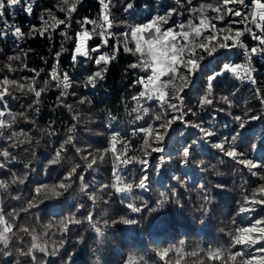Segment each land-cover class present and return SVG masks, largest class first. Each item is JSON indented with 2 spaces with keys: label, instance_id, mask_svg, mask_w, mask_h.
Masks as SVG:
<instances>
[{
  "label": "snow or ice",
  "instance_id": "snow-or-ice-1",
  "mask_svg": "<svg viewBox=\"0 0 264 264\" xmlns=\"http://www.w3.org/2000/svg\"><path fill=\"white\" fill-rule=\"evenodd\" d=\"M81 5L82 0H56L55 11L63 13L64 18L55 15L52 8H45L39 15L41 26L31 25L25 33L8 22L5 9L14 15L19 6L31 16L34 0H0V40L11 38L17 44L14 54L6 58L5 73L0 75V264H58L55 258H59L62 264H76L75 253L69 254L66 249L61 252L74 231L77 232V242L84 241L83 235L73 226L83 227L86 221L91 238L102 245L108 234L109 220L94 215V210L98 202L109 205L112 197L119 198L123 205L119 211L124 214L111 219V223L134 226L141 223L142 216L138 214L144 209L149 214L158 213L170 204L183 209L185 202L181 200L179 188L191 189L199 198V223L205 225L213 206V189L206 180L197 181L187 171L192 165H195L193 171H208V162L200 158V149L204 145L215 150L214 155L221 163L228 158L233 170L240 165V174L249 177L243 181V192L241 199L236 201L234 214L228 216L227 224L221 228V231L228 228L226 244L215 248L197 246L189 252L186 251L187 241L178 239L169 241L168 247L158 245L150 251L122 254L121 264H170L166 259L169 253L179 257L176 264H180L186 255L199 256L201 253L213 264L216 261L220 264H264V156L257 159L254 155L258 149L264 150V135L258 139L246 136L251 122L264 121V88L256 86L253 66L254 58L264 60V0H198L195 4L193 0H172L171 3L155 0V15L140 23L128 19L130 16L135 21L139 15L134 11L136 0H98L94 18H77ZM185 12L188 13L186 20L183 18ZM176 17L181 19L177 21ZM61 25L60 49L53 52L54 34ZM36 35H46L50 44V55L55 58L50 72L43 68L39 71L28 68L25 62L26 53L20 42ZM97 37L96 45L90 46L88 42ZM110 40L114 42L110 43ZM65 41H71L73 45L70 52L72 65H83L86 73L74 89L76 81L69 73L60 72L58 67L61 55L68 51ZM121 48L133 57L127 66L137 76L132 87H140L130 93V101L123 106V115L106 110L102 122L95 125L97 130L103 129L98 132L105 136L103 142L95 148L92 144L82 146L79 134L92 131L88 126L92 121H83L81 111L75 110L67 98L77 97L79 93L74 103L90 113L93 96L88 90L96 89L106 78L109 66ZM233 57L242 59L237 63ZM14 61L18 62L15 66ZM211 61L216 63L206 71L205 65ZM25 69L34 75H16L17 71ZM42 72L47 79L40 85L37 78ZM229 74L234 80L253 86L252 96L259 108L245 103L240 114H235L233 109L240 103L238 87L217 97V89ZM200 77L203 80L197 84ZM53 89L58 92L57 103L67 109L70 117L63 139L45 157L41 168L47 178L50 179L53 172H56V178L51 183L47 179L29 181L36 167L32 159L18 161L20 153L17 149L24 142L39 146L45 135H57L51 125L48 129H37L36 121L30 117V112H40L42 94ZM69 89L73 90L69 92ZM21 96L31 98L27 109L13 111L10 101ZM203 112H208L207 121L194 119ZM221 112L230 116L233 124L227 134L216 126V116ZM21 121L32 124L33 128L17 131L16 126ZM186 128L196 129L197 138L189 142L185 137ZM129 131L133 137L143 134V143L139 147L132 144ZM166 137L173 141L171 150ZM69 146L73 156L70 166L65 163ZM23 151L30 153L31 157L36 156L32 147ZM154 153L161 155L154 157ZM150 157L155 162H151ZM98 162H110L109 182L86 179V174L98 171ZM17 163L21 165L20 170H17ZM128 165L138 166L136 174H125ZM162 169L170 173L168 185L161 184L163 190H158L154 199L151 195L145 196L153 192V182L162 174ZM216 175L222 173L217 171ZM226 187L224 182L214 185L216 189ZM26 190L27 197L24 196ZM3 194L9 200L26 202L27 206L21 211L29 215H35L30 210L40 211V206L44 205L55 221L50 220L43 226L44 230L17 224L15 217L19 212L16 208L5 210ZM69 199L75 203L67 204ZM48 201L52 203L46 204ZM81 209H87L86 213H81ZM8 217L12 218L11 221ZM39 219L36 216L37 224ZM53 227L56 231L49 236L48 230ZM18 233H24L29 239L25 241ZM14 238L17 243H13ZM92 251L96 254V249ZM100 259L96 255L97 264Z\"/></svg>",
  "mask_w": 264,
  "mask_h": 264
},
{
  "label": "trees",
  "instance_id": "trees-1",
  "mask_svg": "<svg viewBox=\"0 0 264 264\" xmlns=\"http://www.w3.org/2000/svg\"><path fill=\"white\" fill-rule=\"evenodd\" d=\"M167 3H171L172 0H165ZM198 0H193V3H197ZM56 0H34L33 7V15H27L22 8L17 6L14 10L15 14L13 15L11 10L5 9L6 19L10 24H14L21 28V30L25 33L29 31L31 25H36V27H40L39 15L41 11L45 8H52L55 15L59 18L63 19L64 14L58 13L55 11L54 5ZM155 0H136V8L135 12L139 13L135 21L131 20L129 16L128 19L133 23H140L144 20L148 19L150 15H155L156 8L154 7ZM97 5L98 0H82V5L78 10L79 17L82 18L84 16L88 17H96L97 16ZM147 5L148 7H145ZM119 12V9H117ZM76 14L74 13V16ZM212 15H215L214 13ZM188 13H184V19L186 20ZM47 18V16H46ZM117 19L119 17L117 16ZM177 21L181 19V17H176ZM51 23V21H49ZM196 23H199L197 20ZM218 26H219V22ZM91 29V25L88 26ZM63 26H59L57 28L54 38L52 51H58L60 49L61 37L59 36V31ZM69 32H72V29H69ZM98 37L89 41L90 46H95ZM114 41L110 40V43ZM245 43H249L248 40H245ZM68 51L63 53L60 57L59 61V70L60 72L69 73L74 81L73 89L78 87L79 83L82 80V77L86 75L84 72L83 65L73 66L70 60V52L72 50V42L65 41L64 45ZM17 44L13 42L11 38L8 40H0V75L5 73L4 64L6 62V58L8 55L14 54V49H16ZM20 47L23 48L26 53L25 62L28 65V68H34L39 71L41 68L45 69V72L51 71V66L55 62V58L53 55H50L49 49L50 44L45 37H41L39 35L26 38L24 41L20 42ZM228 55H232L231 52ZM43 58V59H42ZM236 59V57H233ZM242 59V58H240ZM240 59H236V62L239 63ZM133 60V57L129 54L123 52L122 48L119 52L117 58L110 64L106 78L99 84V86L92 90L89 89V93L93 96V107L91 112L83 111L81 106H78L74 103L77 97L69 96L67 98L68 103L73 104V108L77 111H81V119L87 122L91 119L92 123L88 126L92 128V131H82L79 134L80 143L82 146L92 144L93 148L98 147L99 143H102L105 139L104 135H99L98 132H103V129L97 130L95 125L101 123V117L105 113L106 110H110L113 113L119 112L121 115L124 113V104L126 101H130V93L135 92L140 86H136V88L132 87L133 81L137 78L136 72L132 70H128V64ZM47 61V63H45ZM15 66L18 62H12ZM215 61H211L205 65V70H210ZM253 66L256 69L254 76L257 80V85L264 88V60H260L259 57L254 58ZM17 76H28L31 77L34 75L32 72H28L27 69L23 71H17ZM44 79H47L45 73L42 72L40 77L37 78L38 84L43 85ZM203 80V77H200L197 80V84H199ZM234 87H238L240 91L237 95L240 98V103L238 106L234 107L233 112L235 114H240L241 108L245 106V103L248 105H255L256 108H259L258 102L252 96V85L248 82H244L243 84L239 81H236L229 74L227 79L220 85L217 89L216 94L217 97L223 93L228 94V91ZM73 89H69L71 92ZM19 95V94H17ZM58 92L53 89L49 92L43 93L41 97V103L39 105L40 112L37 114L35 112H30V117L36 121L37 129H48L49 125H51V129L57 132L56 136H44V139L41 140V144L39 146L29 145L27 142H24L20 145V149L17 151L20 153L18 156V161L27 162L29 159L33 160V165L36 167V171L31 173L29 176V181L33 180H42L47 179L49 183L52 182L56 178V172L52 173L51 178H47L41 168L43 166V162L46 156L49 155L50 151L59 146V141L63 139V135L65 132V126L67 125L70 117L67 112V109H64L61 105L57 103L56 97ZM231 98V97H230ZM31 98L26 96H21L18 100L10 101L13 111H17L20 108L27 109L28 102H30ZM194 119H202L204 121L208 120V112L200 113ZM227 125V127H225ZM177 126V125H174ZM216 126L220 132L228 133L229 129L233 127L231 122V117L221 112L216 116ZM84 125H81L83 128ZM20 128H33L32 124H26L21 121L16 129L19 131ZM36 131V129H34ZM185 137L188 138L189 142L192 139H196L198 136V132L196 129L186 128L184 129ZM128 135L131 139L133 145L139 147L143 141L141 136L143 134H138L137 136H131V132H128ZM176 134L173 133V136ZM264 135V121H253L250 123L248 127V131L246 132V136L252 139H258L260 136ZM166 141L169 145V150L173 145L172 140H168L166 137ZM32 147V150L35 151L36 156L31 157L30 153L23 151V149H28ZM247 147V145H245ZM69 152L67 153L66 165L70 166L73 161L72 150L69 146ZM200 158H203L208 162L209 168L207 172H199V170L193 171L195 169V165H192L191 169H188V175L193 179L200 181L206 180L209 188L213 189L214 199L212 201V208L210 209L209 218L205 225H201L199 223L198 217L200 216V212L197 210V205L199 203V198L197 193L191 189L185 191L183 188H179V192L181 193V200L185 202V207L180 209L175 204H170L165 207L162 211L158 213L149 214L146 209L142 210L141 214L142 221L138 225L134 226H126L123 224L114 225L111 223V219H118L119 215H123V212L119 210L123 208V205L120 204L118 197H112L109 205H103L102 202H98L97 207L94 210V215L101 216L102 219H108L109 224L107 225V236L104 239L102 245H98L88 233L87 224L83 227L81 226H73L78 230V232L83 235L84 241L83 243L77 242V232L74 231L70 235L69 241L65 244L64 249H61V252H64L65 249L69 254L75 253L74 260L76 264H97L96 255L100 256V264H121V256L126 255L129 251H140L146 252L150 251L153 248H156L158 245L160 247H168L169 241H177L178 239H185L187 241L188 247L186 251H193L200 247H212L215 248L217 245H225L228 237L226 236V231L228 228H225V231H221V228L225 227V224L228 222V216L230 214H234V209L236 207V201L241 199V194L243 192V181L249 179V177L245 175H241L239 169L240 165H236L233 170L231 163L228 161V158H224V162L221 163L219 158L214 155L215 150L210 149V145H204L200 149ZM160 153H154L153 156H159ZM257 159L261 156H264V150H257L254 154ZM151 162L152 158H149ZM81 163H83L81 161ZM99 163V162H98ZM212 165H215L213 168ZM17 170H20L21 165L17 163ZM95 167V166H94ZM111 165L110 162L99 163V169L97 172L86 174V179L92 181L95 179L100 183L109 182V178L111 176L110 171ZM138 166L128 165L125 168L126 175H134L136 174ZM175 168H173V171ZM162 174L156 178V181L153 182V192L146 193L145 196L151 195L153 199L155 198V193L158 190H163L160 185L163 184L165 186L169 183L170 173L165 172V170H161ZM222 173V175L217 176L216 172ZM246 171V170H245ZM255 180V178H251ZM218 182L226 183L227 187L225 189H216L214 185ZM172 184H175V181H171ZM31 186V185H30ZM250 187V186H249ZM138 191V190H137ZM14 194V193H13ZM4 197L5 202V210L11 211L12 208H16L19 212V215L15 217L17 224H26L35 226L38 230H44L43 226L47 225L50 220L53 222L55 218L48 214L49 209H46L44 205L40 206V211L36 209L30 210L35 215H29V213L21 211L23 207H26V202L23 200H9L6 194ZM29 195L28 191L24 192V196L27 197ZM105 199L108 197L105 196ZM63 199V198H61ZM46 204H51L52 202H45ZM67 204H73L75 201L69 199ZM91 202H89L90 204ZM81 213H86L87 209H81ZM67 214V211L64 213ZM79 215V214H78ZM36 216H39V223H36ZM9 221L12 218L8 217ZM239 222L240 218H236ZM228 227H231L228 225ZM16 230L15 227L13 229ZM49 236H51L52 232L56 231V228L48 230ZM19 237H23L25 241L29 238L24 235V233H18ZM55 239V237H53ZM13 243H17L16 239H13ZM92 249H96V254H93ZM58 260V264H62L59 261V258H55ZM169 260L170 264H176L177 259L179 257L174 253H169V256L166 258ZM213 264L212 261L206 260L204 258L203 253L199 256H184L183 259L180 260V264ZM215 264H220V261H216Z\"/></svg>",
  "mask_w": 264,
  "mask_h": 264
}]
</instances>
